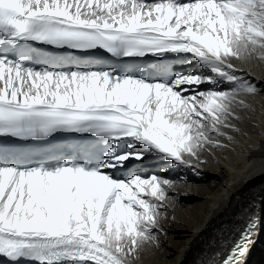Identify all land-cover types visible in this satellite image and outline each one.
<instances>
[{"label": "snow or ice", "instance_id": "snow-or-ice-1", "mask_svg": "<svg viewBox=\"0 0 264 264\" xmlns=\"http://www.w3.org/2000/svg\"><path fill=\"white\" fill-rule=\"evenodd\" d=\"M99 52L125 63L82 67ZM167 54L205 71L143 63ZM253 62L264 64V0H0V257L134 264L159 247L188 177L117 172L156 155L199 175L264 91ZM61 132L96 139L47 159L8 142ZM258 220L249 212L234 242L220 232L206 264H242Z\"/></svg>", "mask_w": 264, "mask_h": 264}, {"label": "bare ground", "instance_id": "bare-ground-1", "mask_svg": "<svg viewBox=\"0 0 264 264\" xmlns=\"http://www.w3.org/2000/svg\"><path fill=\"white\" fill-rule=\"evenodd\" d=\"M159 63L170 65L173 71H205L190 55L167 54L162 60H154V64ZM243 67L253 72L258 87L264 89V64L253 62ZM249 103L253 110L240 124L242 133L236 136L234 145L210 157L199 175L174 168L172 178L186 175L189 183L181 186V193L169 210L159 247L146 246L134 264H206L212 253L221 250L212 247L211 241L219 240L220 232L224 233V240H238L240 231L236 229L244 227L249 212L258 215L259 220L242 264H264V91L250 97ZM165 168L167 171L161 173ZM172 168L162 156L149 155L142 164H133L117 175H163ZM231 247L229 243L228 248Z\"/></svg>", "mask_w": 264, "mask_h": 264}, {"label": "rangeland", "instance_id": "rangeland-1", "mask_svg": "<svg viewBox=\"0 0 264 264\" xmlns=\"http://www.w3.org/2000/svg\"><path fill=\"white\" fill-rule=\"evenodd\" d=\"M252 168H253V167H252ZM255 169H258V168H255ZM174 172H175V169L172 168V169H170L169 172L164 173L163 175L168 176L169 178H172L171 174L174 173ZM151 173H152V172H151ZM140 174H145V173L141 172ZM118 176H119V175H118ZM256 228H257V227H256ZM252 241H253V237H252ZM250 245H251V244H250Z\"/></svg>", "mask_w": 264, "mask_h": 264}]
</instances>
